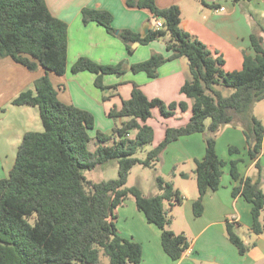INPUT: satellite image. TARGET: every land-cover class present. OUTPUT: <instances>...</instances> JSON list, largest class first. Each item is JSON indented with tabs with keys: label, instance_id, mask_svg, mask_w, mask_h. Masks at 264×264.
Listing matches in <instances>:
<instances>
[{
	"label": "trees",
	"instance_id": "trees-1",
	"mask_svg": "<svg viewBox=\"0 0 264 264\" xmlns=\"http://www.w3.org/2000/svg\"><path fill=\"white\" fill-rule=\"evenodd\" d=\"M233 3L253 0H232ZM129 8L147 9L163 27L142 38L130 30H117L108 11L85 8L84 25L97 23L118 38L129 53L133 45H149L166 41L170 56L154 53L147 61L131 66L133 74L145 73L156 79L159 69L168 62L186 58L189 78L181 93L192 101V114L180 127H168L164 139L154 146L155 130L148 124L153 110L159 109L164 119L186 112V102L166 104L150 100L140 86L133 84L131 98L122 108H113L109 118L116 122L110 134L97 131L95 117L89 111L60 100L50 74L64 77L68 70V25L55 18L46 0H0V59L11 58L31 72L43 68L46 73L35 82V89L22 92L15 106L37 107L43 131L27 132L19 147L15 165L9 177L0 179V264H102L101 255L110 264H139L142 246L120 235L116 221L117 210L133 198L149 224L161 231L162 246L173 260H180L190 248L184 234L171 230V211L184 202L183 194L164 176L157 175L159 193L144 195L136 187H128L135 166L156 169L162 155L172 143L182 137L205 134L206 153L195 161L194 174L198 198L194 215L204 211V198L209 191L221 187L227 162L216 151L217 137L225 127L240 128L244 134L249 156L257 160L264 151V124L255 116L256 104L264 101L263 38L253 34L251 43L255 56L245 55L241 71L226 72L222 55L214 54L199 39L181 27L178 6L161 9L156 0H127ZM202 3L209 6L204 0ZM213 8L216 6L213 5ZM125 61L117 65H100L81 57L71 67L77 75L89 72L96 76V88L105 92L117 86L104 85L106 76L123 77ZM225 91H230L226 94ZM108 98L104 96V100ZM119 120H123L119 123ZM96 141V149L90 143ZM153 148L146 159L136 154L146 146ZM231 153L238 149L231 148ZM118 160L116 179L95 182L84 172L104 163ZM238 161L231 162L230 174L241 186L233 195L243 196L252 205L253 228L256 236L264 234V191L260 182L240 179ZM226 234L241 255L247 254L255 243L246 244L239 236L234 222L226 225Z\"/></svg>",
	"mask_w": 264,
	"mask_h": 264
},
{
	"label": "crops",
	"instance_id": "crops-1",
	"mask_svg": "<svg viewBox=\"0 0 264 264\" xmlns=\"http://www.w3.org/2000/svg\"><path fill=\"white\" fill-rule=\"evenodd\" d=\"M126 1L46 0L51 14L68 25L67 73L64 77L51 73L50 78L60 100L92 113L96 129L106 134H110L116 125L108 116L110 111L113 108L120 110L123 101L131 98L134 83L150 100L160 99L166 104L186 102L188 110L177 111L176 116L170 119L162 118L158 109L153 110V118L148 124L155 130L154 146H157L164 139L168 127L183 126L191 117L192 101L181 93L189 78V66L181 58L163 65L156 79H149L145 73L133 74L131 66L147 61L154 53L170 56L166 44L156 41L139 45L133 53H129L125 45L104 27L97 23L84 25L83 9L103 10L112 14L117 30H130L142 38L146 37L154 29L156 19L147 9L129 8ZM204 1L211 7L205 6L202 0H156V3L161 9L178 6L182 29L199 39L214 54L222 55L226 72L241 71L245 55H256L251 36H261L264 45V0L237 4L232 0ZM81 57L100 65H117L125 61L127 73L123 77L104 78L105 86H117L106 96V92L95 87L94 74L71 73V67ZM45 73L43 68L31 72L11 58L0 59V179L9 177L25 134L43 131L39 108L15 106L12 102L22 92L34 90L35 82ZM104 96L108 99L104 100ZM262 103L256 104L254 114L264 124V113L261 115L258 108ZM157 117H161V121L154 122ZM122 121L119 120V123ZM205 137L204 133H197L169 145L159 168L164 178L184 196V202L171 212V230L184 234L190 241L189 250L180 260L173 261L166 254L161 231L148 223L133 198L118 208V232L142 246L143 255L139 264H264V234L256 236L253 233L252 205L243 196L233 195V189L241 186V181H235L230 174L231 162L238 161L240 179L259 181L264 191V151L260 157L262 171L258 173L257 160L250 158L242 130L230 126L223 128L217 137L216 151L228 165L224 168L220 189L207 193L203 214L196 217L194 202L198 198V189L194 182L195 161L205 157ZM231 148L238 149V152L231 153ZM185 165L188 171L184 170ZM228 222L236 224V230L246 244L255 243L247 254L241 255L228 239ZM101 263L110 264L105 260Z\"/></svg>",
	"mask_w": 264,
	"mask_h": 264
},
{
	"label": "rangeland",
	"instance_id": "rangeland-1",
	"mask_svg": "<svg viewBox=\"0 0 264 264\" xmlns=\"http://www.w3.org/2000/svg\"><path fill=\"white\" fill-rule=\"evenodd\" d=\"M161 42H163L165 44L166 41L161 40ZM182 59L184 61L188 62L186 58H182ZM98 90H100V89H98ZM105 92H103V93H105V95H106L109 92V90H107ZM225 93L228 94V93H230V91L229 92L225 91ZM106 96H108V95H106ZM262 102H264V101H261L260 103H262ZM258 108L261 109L260 112H261V115H263V113H264V103L259 105ZM259 109H258V112H259ZM159 112H160V110H159ZM162 118L161 117H157L154 122H159V121H161L160 119H162ZM97 131H98V129H96V128H95V130L90 131L91 136L94 137L96 135ZM95 142L96 141L93 140L90 143V149L92 151H94L96 149ZM152 148H153L152 145L146 146L144 149L139 151L136 154L135 157L139 158L140 160L146 159L147 152H149ZM160 166L161 165H159L157 167V170L156 169L144 168L141 165L135 166L134 169L131 172L130 177H129L128 187L136 186V187L140 188L143 191L144 195H146L147 197H152L154 195H157L159 193L158 185H157V175H162L160 173V169H159ZM118 167H119L118 160H111V161H108V162L104 163L103 165L98 166L94 170L85 171L84 174L87 177V179L95 181V182L108 181V180L116 179L118 177ZM184 170L188 171V166L185 165L184 166ZM257 172L259 173L260 171L257 169ZM194 182H195V185L197 187L196 177L194 179ZM190 184L193 185V183H190ZM193 187H194V185H193ZM263 217H264V215L262 216V221L264 220ZM101 260H105V261L109 262V259L107 257H105L104 255H101Z\"/></svg>",
	"mask_w": 264,
	"mask_h": 264
},
{
	"label": "built area",
	"instance_id": "built-area-1",
	"mask_svg": "<svg viewBox=\"0 0 264 264\" xmlns=\"http://www.w3.org/2000/svg\"><path fill=\"white\" fill-rule=\"evenodd\" d=\"M221 10L223 11L224 8L221 9ZM155 26H156L157 29H160V28L163 27V22H162L161 20H156V21H155Z\"/></svg>",
	"mask_w": 264,
	"mask_h": 264
},
{
	"label": "water",
	"instance_id": "water-1",
	"mask_svg": "<svg viewBox=\"0 0 264 264\" xmlns=\"http://www.w3.org/2000/svg\"><path fill=\"white\" fill-rule=\"evenodd\" d=\"M147 33H148V31H147ZM140 45V43L139 42H136L134 45H133V48H136V47H138Z\"/></svg>",
	"mask_w": 264,
	"mask_h": 264
}]
</instances>
